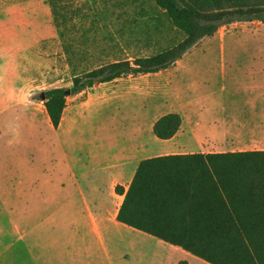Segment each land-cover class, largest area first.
I'll list each match as a JSON object with an SVG mask.
<instances>
[{
  "label": "rangeland",
  "instance_id": "1",
  "mask_svg": "<svg viewBox=\"0 0 264 264\" xmlns=\"http://www.w3.org/2000/svg\"><path fill=\"white\" fill-rule=\"evenodd\" d=\"M184 38L153 0H0V149L27 143L35 160L31 171H17L0 153V264H69L66 219L58 227L53 217L69 182L67 164L54 168L59 155L63 162L86 152L109 160L137 145L153 147V124L168 112L201 121L205 152L262 148L259 135L228 137L207 126L215 117L245 123L253 114L247 104L264 98V25L255 22L222 27L166 71L69 97L60 149H53L40 92L70 87L75 76L102 65L157 55ZM187 141L190 149L197 145ZM179 258L168 247L141 244L142 264Z\"/></svg>",
  "mask_w": 264,
  "mask_h": 264
},
{
  "label": "trees",
  "instance_id": "2",
  "mask_svg": "<svg viewBox=\"0 0 264 264\" xmlns=\"http://www.w3.org/2000/svg\"><path fill=\"white\" fill-rule=\"evenodd\" d=\"M182 42L157 55L122 60L72 79L70 87L42 91L48 119L57 129L67 98L128 76L157 74L173 67L202 39L234 23L264 24V0H153ZM176 113L152 127L159 140L180 130ZM118 192H123L117 188ZM118 221L210 264H264V151L172 155L144 160L125 195ZM188 231L182 237L177 228Z\"/></svg>",
  "mask_w": 264,
  "mask_h": 264
},
{
  "label": "crops",
  "instance_id": "3",
  "mask_svg": "<svg viewBox=\"0 0 264 264\" xmlns=\"http://www.w3.org/2000/svg\"><path fill=\"white\" fill-rule=\"evenodd\" d=\"M120 79L99 85L111 84ZM226 104L227 103L223 101L221 105L224 106ZM214 106L217 105L214 104ZM247 108H250L253 114L245 123H239L234 120L218 119L215 117L207 126L213 130L220 131L223 136L227 134L228 137H237L239 135L247 137L250 133H254L257 136L259 135L262 139L259 145H261L262 148L257 149V151H264V98L248 103ZM171 113L173 112H168L167 114ZM180 113L181 115L178 113L176 114L181 117L182 124L180 130L173 138L169 140H159L154 136L155 139H151V141L154 142L153 147L151 144L145 145V143L143 145L131 147L127 151L120 152L121 158L119 159L111 157L109 160L96 161L86 152L84 155L76 153L71 161L66 160L64 156L66 162H63L62 156L59 155L56 161L57 166L54 168L59 170L62 164H67L69 182L67 183L68 189L66 190L65 188L63 190L64 193L60 194L61 196H66L65 201L59 205L53 217L60 218L59 222L57 220L58 227L61 225V219H66L64 225L71 237L69 264H142L144 260H140L141 244L165 246L178 252L180 258L175 263L170 262V264H210L187 252L184 248L185 246L170 244L155 236L127 226L117 219L125 195L142 161L172 155L248 151L205 152V146L203 145L204 134L201 133L203 127L201 121H191L185 113ZM82 116H85V114ZM61 122L57 129L53 128L51 125L54 130L50 138L51 141H53V149H60V135H64L59 129ZM261 128L263 129L262 132L258 130ZM26 134H28V137L36 136V133L33 131H29ZM18 136L26 137L24 132L18 133L17 137ZM190 137L197 140V145L194 149H190L186 144ZM10 144L0 149L3 151L0 153L6 155L4 159L9 162L10 166L18 168L17 171H22L23 169H20V167L23 165H27L30 169L28 171H31L33 169V161L35 160L30 159L34 157L31 156L29 158L27 154L29 147L27 143L26 145L22 144L19 146H14V143ZM37 144V141L32 142V146L36 151L38 150ZM232 144L242 145V143H233V141L228 143V145ZM244 145H247V142ZM143 148L144 151H142ZM0 159L2 158L0 157ZM21 177L28 178L29 174L25 171ZM21 177H19V185L22 184L23 181ZM47 182L50 181H43V184ZM59 186L65 187L66 183L60 181ZM117 188H120L123 192H118ZM177 230H179V236L174 237L185 244H191L192 240L187 237H182L184 232L188 230L181 226H179ZM149 264H167V262L151 259Z\"/></svg>",
  "mask_w": 264,
  "mask_h": 264
}]
</instances>
